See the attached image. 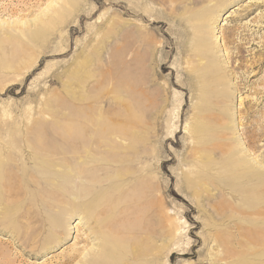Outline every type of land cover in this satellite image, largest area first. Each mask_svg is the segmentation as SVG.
<instances>
[{
	"label": "rangeland",
	"instance_id": "374dc122",
	"mask_svg": "<svg viewBox=\"0 0 264 264\" xmlns=\"http://www.w3.org/2000/svg\"><path fill=\"white\" fill-rule=\"evenodd\" d=\"M0 9L9 28L42 18L0 42V264H82L96 221L131 264H264V0ZM83 183L92 214L73 199Z\"/></svg>",
	"mask_w": 264,
	"mask_h": 264
},
{
	"label": "bare ground",
	"instance_id": "6f19581e",
	"mask_svg": "<svg viewBox=\"0 0 264 264\" xmlns=\"http://www.w3.org/2000/svg\"><path fill=\"white\" fill-rule=\"evenodd\" d=\"M51 6H55V1L54 2H52V5ZM5 11V10H4ZM2 9H0V14H2ZM4 14V13H3ZM52 19H55V17H56V14H58V12H56L55 10H53L52 11ZM0 16H3V15H0ZM40 16H41V14H40ZM41 17H35L34 19H32V20H28V21H24V22H21V23H18V24H14L13 22V24H12V26H11V28H9L10 26L9 25H6V24H4V23H2V24H0V42L2 43L3 42V39H2V37L4 36V35H7V34H9V29H20V30H30V28L31 29H33L34 31H37L38 30V28H40L41 27V25H42V21H41ZM262 28H264V25L262 26ZM243 29H245V28H243ZM33 30H31V31H33ZM24 32V31H23ZM239 33V32H238ZM236 34V35H239L240 34V38H242V40H244V42H249V41H246V39H245V37H244V35H242V33H239V34ZM200 47H201V50H202V55L201 56H199V58H200V61H202L203 59L202 58H204V56L206 55V54H208L209 53V51L211 50V49H213V47H215L214 46V44L211 42V40H209V38L208 37H206L205 35L204 36H202V37H200ZM241 40V39H240ZM249 40V39H248ZM253 41V40H252ZM241 46L242 45H240V44H238L237 46H235V50H236V53H235V55L238 57V58H241L242 57V55H243V49L241 48ZM261 51H260V53L261 54H264V41L263 42H261ZM3 49V48H2ZM123 51H125V50H123ZM264 62V58L262 59V63ZM261 67H262V64H260V65H258L257 66V68H258V70H261ZM205 69V68H204ZM25 71V70H24ZM203 72V71H202ZM221 72V71H220ZM222 74V73H221ZM213 75V74H212ZM218 78V77H217ZM216 78V80L215 81H218V79ZM202 80V79H201ZM204 80V79H203ZM213 80V79H212ZM213 80V86H214V84H215V81ZM216 84H218V85H223V86H228V83H226V84H219V82H217ZM215 84V85H216ZM215 87V86H214ZM224 95V94H223ZM223 97V96H222ZM224 97H226V96H224ZM226 99V98H225ZM91 134V133H90ZM90 134H89V136H90ZM76 135V134H75ZM76 137V136H75ZM57 138V137H56ZM89 146V145H88ZM87 146V147H88ZM119 148V147H118ZM121 150H122V148H120ZM119 149V150H120ZM3 151V149L2 150H0V153ZM88 151V150H87ZM39 152V151H38ZM41 152V151H40ZM33 153H35V152H33ZM42 153V152H41ZM40 153V154H41ZM86 153H88V152H86ZM35 155H37V153L35 154ZM39 155V154H38ZM89 157V156H88ZM87 157V158H88ZM118 157V156H117ZM56 161H53V160H51V161H49V164H48V166L46 165V167L44 168L45 169V172H47V171H51L52 170V173H49L48 172V174H50V175H55V176H57V177H59L58 175H62V174H65L66 175V177L68 178V179H70V172H72V169H71V167H68V166H66L65 164V166L64 165H62L63 163H61V162H58V163H55ZM246 163V162H245ZM241 166V165H240ZM75 168V167H74ZM129 168H131L130 166H128V167H125V168H122L121 170H118L117 171V174L119 175V174H121L120 172L121 171H123L124 169H129ZM76 169V168H75ZM98 170V168H93V170H90L92 173H95L96 171ZM261 174V173H260ZM93 175V174H92ZM66 177H64V176H61L60 178H62V179H64V178H66ZM68 179H64V180H68ZM72 179V178H71ZM76 185V184H75ZM248 185V184H247ZM95 185H93V184H89V185H87V184H85V183H83V184H80V185H77V186H75L74 187V197H73V199H76V198H78L81 194H83L82 196H83V198L85 199L84 201H81L80 203H78L77 204V206H76V209H79L81 212H83V213H87V214H92V213H94L97 209H98V206H99V201L97 200V199H95V198H93V197H91V195L90 194H92V195H95V193L96 192H94L93 191V187H94ZM71 194H70V192H69V196H70ZM73 195V194H72ZM88 196H90V197H88ZM96 224H95V226L97 227V231H95L94 230V232H95V239L98 241V243H96V244H92L91 245V247L89 248V250L83 255V260L84 261H81V263L82 264H131V263H129V261H122V260H120V259H118L117 257L115 258V257H113V254H114V251L116 250V247H115V243H114V241H112V238H113V236L109 233V234H104V233H101L100 234V232H99V228H103L104 226H105V224H103L104 222L103 221H96L95 222ZM61 225V224H60ZM94 226V227H95ZM95 229V228H94ZM99 232V233H98ZM148 244V246H147V249H146V251L147 252H150L151 251V249H152V246L149 244V243H147ZM129 251V253H130V255L128 256V259L129 260H133V261H135V259H136V257H137V254H138V250H136L135 249V251L134 250H128ZM153 251V250H152ZM73 252L74 253H78V254H81V252L82 251H80L79 249H73ZM181 255H192V254H187V253H183V254H181ZM115 259V261H111L110 259ZM73 259H75V254H72V255H69L68 257H66L65 258V261H64V263L63 264H69ZM133 264V263H132ZM146 264H153L152 263V260L151 259H149L147 262H146ZM164 264H166V262H164Z\"/></svg>",
	"mask_w": 264,
	"mask_h": 264
}]
</instances>
